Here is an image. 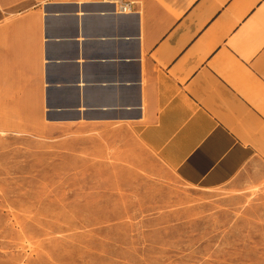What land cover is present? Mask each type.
I'll use <instances>...</instances> for the list:
<instances>
[{
	"label": "crops",
	"instance_id": "obj_1",
	"mask_svg": "<svg viewBox=\"0 0 264 264\" xmlns=\"http://www.w3.org/2000/svg\"><path fill=\"white\" fill-rule=\"evenodd\" d=\"M126 1L0 0V102L138 139L195 185L264 171V0Z\"/></svg>",
	"mask_w": 264,
	"mask_h": 264
},
{
	"label": "rangeland",
	"instance_id": "obj_2",
	"mask_svg": "<svg viewBox=\"0 0 264 264\" xmlns=\"http://www.w3.org/2000/svg\"><path fill=\"white\" fill-rule=\"evenodd\" d=\"M118 136L0 102V264H264V171L195 185Z\"/></svg>",
	"mask_w": 264,
	"mask_h": 264
},
{
	"label": "built area",
	"instance_id": "obj_3",
	"mask_svg": "<svg viewBox=\"0 0 264 264\" xmlns=\"http://www.w3.org/2000/svg\"><path fill=\"white\" fill-rule=\"evenodd\" d=\"M106 1L115 4L118 8V12H125V13L132 12L135 4L133 1H126V0H106Z\"/></svg>",
	"mask_w": 264,
	"mask_h": 264
}]
</instances>
